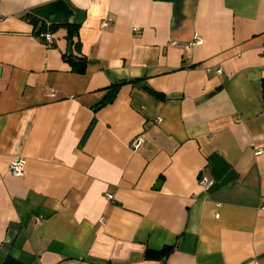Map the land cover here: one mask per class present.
I'll use <instances>...</instances> for the list:
<instances>
[{
	"label": "crops",
	"instance_id": "0c3cea01",
	"mask_svg": "<svg viewBox=\"0 0 264 264\" xmlns=\"http://www.w3.org/2000/svg\"><path fill=\"white\" fill-rule=\"evenodd\" d=\"M0 13V264H264V0ZM115 80L134 81L97 107Z\"/></svg>",
	"mask_w": 264,
	"mask_h": 264
},
{
	"label": "built area",
	"instance_id": "2783aa9c",
	"mask_svg": "<svg viewBox=\"0 0 264 264\" xmlns=\"http://www.w3.org/2000/svg\"><path fill=\"white\" fill-rule=\"evenodd\" d=\"M0 19H1V13H0ZM110 23V20H104L102 21V26H107L108 24ZM136 31V29H134ZM43 38L45 39V41L49 44V43H52L53 42V34H51V32H45L42 34ZM202 38L197 35V34H194L193 37L191 38V40H188V42L186 43V46L187 47H191L195 44H200L202 41ZM216 73H221L222 72V69L221 68H217L215 70ZM53 90L50 91V95H53ZM139 145V142L138 141H135L133 143V146L136 147ZM257 153H262L263 152V149L262 148H257L256 150ZM25 163V160L24 158L22 157H14L10 164L9 165V171L14 175V176H23L24 174V164ZM213 179L210 178V177H207L205 175H200L199 176V179H198V184L200 186V188L204 191H207V190H210L213 186H214V183H213ZM105 197H106V200H111L113 198V194L111 192H106L105 193ZM261 207H264V199L262 200L261 202ZM101 222L102 223H105L106 222V218L105 217H102L101 218Z\"/></svg>",
	"mask_w": 264,
	"mask_h": 264
},
{
	"label": "trees",
	"instance_id": "16d2710c",
	"mask_svg": "<svg viewBox=\"0 0 264 264\" xmlns=\"http://www.w3.org/2000/svg\"><path fill=\"white\" fill-rule=\"evenodd\" d=\"M27 18H29V22H35V20L30 17L29 15H26ZM44 28L43 29V33L45 32H52L51 30L49 29H46ZM41 33V34H43ZM69 63H71V66L72 68L75 70V72H79V73H83L84 70H85V67H86V63H85V60L83 59H80V58H77L76 60L75 59H70L69 60ZM128 81H134V80H128ZM127 80H115L113 82H111L110 85H108L107 87H105L107 89V94L105 95V98L100 101L99 103H97V107H103L104 104L108 103V102H112L115 98V95L118 93L119 91V88L121 87V85H123L125 82H128ZM261 90L263 92V97H264V78H262L261 80ZM148 89L155 95L157 96H161V94H159V92H156L155 90L151 89L148 87ZM172 247L171 246H163L162 248H160L159 250H147L145 249V254L147 256H164L166 257L171 251ZM3 264H19L16 260L14 259H11V258H8L5 259V261L3 262Z\"/></svg>",
	"mask_w": 264,
	"mask_h": 264
}]
</instances>
